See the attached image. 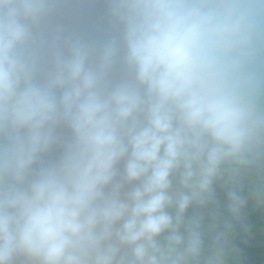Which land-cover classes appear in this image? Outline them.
<instances>
[{"label": "clouds", "instance_id": "obj_1", "mask_svg": "<svg viewBox=\"0 0 264 264\" xmlns=\"http://www.w3.org/2000/svg\"><path fill=\"white\" fill-rule=\"evenodd\" d=\"M264 217V0H0V264H244Z\"/></svg>", "mask_w": 264, "mask_h": 264}, {"label": "trees", "instance_id": "obj_2", "mask_svg": "<svg viewBox=\"0 0 264 264\" xmlns=\"http://www.w3.org/2000/svg\"><path fill=\"white\" fill-rule=\"evenodd\" d=\"M262 218L253 210H249L247 222ZM244 264H264V235L251 239L247 245H242Z\"/></svg>", "mask_w": 264, "mask_h": 264}, {"label": "rangeland", "instance_id": "obj_3", "mask_svg": "<svg viewBox=\"0 0 264 264\" xmlns=\"http://www.w3.org/2000/svg\"><path fill=\"white\" fill-rule=\"evenodd\" d=\"M252 229L253 237L252 239L264 235V217L254 220L249 224ZM243 260V257H242ZM244 262V261H243Z\"/></svg>", "mask_w": 264, "mask_h": 264}]
</instances>
